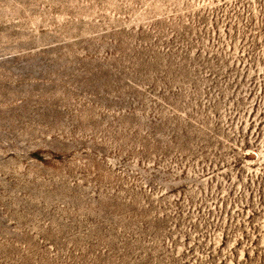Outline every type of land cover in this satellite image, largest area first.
<instances>
[{"label":"rangeland","instance_id":"obj_1","mask_svg":"<svg viewBox=\"0 0 264 264\" xmlns=\"http://www.w3.org/2000/svg\"><path fill=\"white\" fill-rule=\"evenodd\" d=\"M0 264H264V0H0Z\"/></svg>","mask_w":264,"mask_h":264}]
</instances>
